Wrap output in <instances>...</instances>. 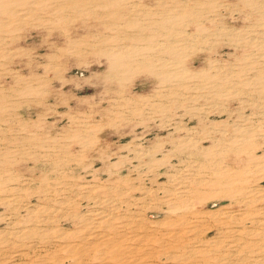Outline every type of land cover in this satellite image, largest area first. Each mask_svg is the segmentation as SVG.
Returning a JSON list of instances; mask_svg holds the SVG:
<instances>
[{"label": "rangeland", "instance_id": "rangeland-1", "mask_svg": "<svg viewBox=\"0 0 264 264\" xmlns=\"http://www.w3.org/2000/svg\"><path fill=\"white\" fill-rule=\"evenodd\" d=\"M34 1L0 16V264H203L191 247L221 253L229 241L212 231L205 240L219 241L199 242L206 224L254 229L243 253L211 264H264V104L251 103L257 85L237 90L210 75L264 68V48L202 44L185 68L210 72L184 79L173 63L184 53L159 46L169 0ZM226 2L176 21V38L198 20L264 26ZM145 57L147 71L136 63Z\"/></svg>", "mask_w": 264, "mask_h": 264}, {"label": "bare ground", "instance_id": "bare-ground-1", "mask_svg": "<svg viewBox=\"0 0 264 264\" xmlns=\"http://www.w3.org/2000/svg\"><path fill=\"white\" fill-rule=\"evenodd\" d=\"M42 1L45 0H35L34 3L36 5H41ZM92 1V0H91ZM22 0H2L0 2V16L2 15H9L11 17H14L13 15H17L19 13L17 7L21 4ZM33 3V4H34ZM164 3V2H163ZM239 3H241L243 6L248 7L250 12H249V17L250 18H262L264 17V0H239ZM173 5V7L171 8H165L166 5H164V10L163 12H165V14H163V17L161 19L162 21V28H164L165 30H167L164 34V39L161 41V43L159 44L160 48L162 51H166L168 52L170 55H173L177 52H181L184 53L185 56H178V60L177 62H173L175 65L174 66H181L180 69L178 68V70H176L178 72V74H181L182 76H184V79L186 78L187 74H191L192 76H198V75H202L205 74L206 72H210V71H200L197 73H193L192 71L190 72L188 69L185 68L186 65V60L185 58L189 57L191 55V53L194 49H201V45L202 44H213L216 40L218 42V40H222L224 39L227 43H235L236 44V48L237 49H242V48H247V46H251V49H263L264 48V26L260 27L259 25V30H255L254 32H252L250 29L245 33V28L244 29H238L237 27H232L230 24H228L227 22H225L224 20H221L218 22L217 27L214 30H210L211 28H213L214 26L212 24V26L208 27V28H204V25L202 26V24L198 23V21H193L190 24H187L183 30H180L177 34L178 37L176 38L175 34L173 31L174 29V23L176 21H178L181 18H185V17H195L197 19H201V8H209L210 10L220 13L221 10L223 11H227L229 9V5H227L226 0H169V2H167V5ZM9 10H3L4 7H6ZM155 8V6H154ZM163 8V7H162ZM152 11V10H151ZM154 11V10H153ZM27 15V14H26ZM223 14H218L217 17L222 16ZM255 16V17H254ZM39 17V16H38ZM37 17V18H38ZM223 17V16H222ZM10 18V17H8ZM212 18V17H211ZM2 18H0L1 20ZM206 20V19H205ZM209 20V19H207ZM5 21V20H4ZM210 21V20H209ZM259 22V21H258ZM2 23L0 22V25ZM160 25V24H158ZM193 25L197 26L196 28L192 27ZM206 25V24H205ZM252 25V24H251ZM255 25V24H253ZM252 25V26H253ZM158 27V26H157ZM202 27V28H201ZM206 27V26H205ZM192 28V29H190ZM247 29V28H246ZM244 33L247 35V38H244ZM250 34V36H249ZM161 40V39H160ZM145 44L141 47L136 46V54L138 57H141L143 55H146V46L148 43L147 38L144 37V39L142 40ZM209 48V47H208ZM217 47H214L212 49H216ZM204 48H202L203 50ZM260 52V51H259ZM251 53V52H250ZM152 55V54H151ZM264 54H262L263 56ZM128 56V55H127ZM175 61L176 57H172ZM246 58V57H244ZM139 60V59H137ZM136 60V61H137ZM244 60V59H243ZM163 62L167 63L170 61L168 58H164L162 59ZM256 61V60H255ZM138 64V66H140L143 70L147 71L148 70V62L146 61V57L141 60V61H137L136 62ZM164 63V65H165ZM241 65V64H240ZM166 66V65H165ZM220 69V68H219ZM217 71V70H216ZM219 71V70H218ZM212 73V71H211ZM212 77L213 76H217L218 81L221 80V82L223 83H227L226 85H231V88H236L237 90H243L244 91V86H249L251 84H255L257 85V90H254L253 93L255 94V96H253L251 103L253 106L260 108L262 107V105L264 104V84L261 83V79L264 76V68H261L260 65H258L257 67L251 66H245V68L239 70V71H234L232 70L231 67H228L225 69V71L223 72H216V73H212L210 74ZM219 82H215L213 85L215 87H220L221 86H216ZM263 86H261V85ZM174 87V86H173ZM223 89H226V87H222ZM181 92V91H180ZM221 91H218L216 93H219ZM225 92V91H224ZM167 94V93H166ZM185 94V93H184ZM249 94V93H248ZM183 95V94H182ZM185 96V95H184ZM173 97V96H172ZM184 98V97H183ZM209 98V97H208ZM175 99V98H173ZM182 100V99H181ZM249 100V99H248ZM215 142V141H214ZM216 143V142H215ZM228 145V144H227ZM3 160V159H2ZM5 161V160H4ZM3 161V162H4ZM228 165V164H227ZM256 166V165H255ZM259 166V165H258ZM252 168V166H251ZM204 173V172H203ZM208 173V172H207ZM195 174V173H194ZM196 177V176H194ZM204 178V177H203ZM200 179H202L200 177ZM192 180V179H189ZM207 180V179H206ZM194 181V180H193ZM201 181V180H200ZM196 182V180H195ZM199 182V181H197ZM203 182V181H201ZM185 184V183H184ZM187 184V183H186ZM198 185V184H197ZM184 188V187H183ZM190 189V185L188 187ZM201 188V187H200ZM260 188V187H259ZM192 189V188H191ZM194 189L190 190L191 192ZM197 190V189H195ZM194 190V192H195ZM254 190V189H253ZM263 190V189H262ZM202 191V189H201ZM204 191V190H203ZM220 191V190H219ZM218 191V192H219ZM198 192V191H197ZM216 192V191H215ZM211 193V192H210ZM223 195H226L227 192H222ZM256 195V194H255ZM200 196V195H199ZM184 197V196H183ZM191 197V196H190ZM43 198V197H42ZM186 198V197H185ZM233 198V197H232ZM44 199V198H43ZM202 200L206 201L208 198H201ZM261 199V198H260ZM191 200V199H190ZM244 200V199H243ZM53 201V200H52ZM189 201V200H188ZM237 202V201H236ZM241 202V199L239 201V204ZM215 203V202H214ZM19 204V203H18ZM48 204V203H47ZM6 205V204H5ZM30 205V204H29ZM176 206V205H175ZM179 206V205H178ZM241 206V205H240ZM243 206V205H242ZM37 207V206H36ZM191 207V206H190ZM51 207H48V209H50ZM31 208H29L30 210ZM28 210V209H27ZM252 212V211H251ZM243 213V212H242ZM30 214V213H29ZM208 215L212 216L213 218L216 217L215 215L217 213L214 212H210L207 213ZM206 214V216H208ZM242 215V214H241ZM16 216V215H15ZM227 216V215H226ZM229 216V215H228ZM30 217V215L28 216ZM33 217V216H32ZM74 217V216H73ZM47 218V216H46ZM61 218V217H60ZM211 218V217H210ZM212 218V219H213ZM220 218V217H219ZM226 218V217H225ZM34 219V217H33ZM32 219V220H33ZM37 219V218H36ZM45 219V218H44ZM238 219V218H237ZM42 220V219H41ZM51 220V219H50ZM49 218L47 219V221H50ZM211 220V219H210ZM259 220V219H258ZM37 221V220H36ZM44 221V220H43ZM42 221V222H43ZM209 222V220H207ZM219 221V220H218ZM221 221V220H220ZM241 221V220H240ZM251 221V220H250ZM263 221V220H262ZM18 222V221H17ZM34 223V222H33ZM37 223V222H36ZM34 223V225L36 224ZM210 223V222H209ZM229 223V221H228ZM252 224L257 225L259 224L256 220H252L251 221ZM38 224V223H37ZM42 224V223H41ZM40 224V225H41ZM261 224V223H260ZM39 225V226H40ZM62 225V224H60ZM205 225V224H204ZM44 226V225H43ZM48 226V225H47ZM33 227V226H32ZM36 229H34V232H36V230H38V226H35ZM202 227V226H201ZM205 227V226H204ZM206 227L208 229L201 231L203 229V227L201 228V232L198 233V239L200 240L199 242H204V243H208V244H212L215 241H219V237L212 239L211 241L209 240H205L207 236L210 235V233L212 231H215L216 235H223L226 234L225 236L227 237V239L229 238V241L226 242L225 246H224V250L219 253L214 251L213 247L211 248V246L208 247H204L203 245H197L194 247H191V250L189 251V255L194 256V255H198L203 254L205 257H202L200 260H197V262L199 263H203V264H211L213 261H219V263L221 261H227V262H231L233 258H236L238 255H240L241 253L244 252V250H246L249 246H251L252 244L250 242L247 241V238L249 236L253 235V230H248V228L243 227V226H238V227H234L231 230L228 228L227 231L225 232L223 227L221 226H215L212 224V226L210 227V225L208 226L206 224ZM210 227V228H209ZM259 227V226H258ZM24 228V227H23ZM27 228V227H26ZM25 228V229H26ZM40 228V227H39ZM46 228V227H45ZM51 228V227H50ZM56 228V227H55ZM60 228V227H57ZM262 228V227H260ZM259 228V229H260ZM22 229V228H21ZM31 229V228H30ZM42 229V228H41ZM48 229V227L46 228ZM62 229V228H61ZM60 229V230H61ZM258 229V228H257ZM256 229V230H257ZM16 230V229H14ZM13 230V231H14ZM33 230V229H32ZM42 231L43 234L48 233L47 231ZM10 231V230H9ZM28 231V229H27ZM26 231V233H27ZM31 231V230H30ZM39 231V230H38ZM195 231V230H194ZM263 231V230H262ZM16 232V231H15ZM18 232V231H17ZM16 232V233H17ZM57 232V231H56ZM61 232V231H60ZM59 232V233H60ZM7 233V232H6ZM50 233H52V231H50ZM48 233V234H50ZM55 233V232H54ZM259 233V231H258ZM13 234V233H12ZM18 234V233H17ZM25 234V233H24ZM53 234V233H52ZM63 234V233H62ZM171 234V233H170ZM15 235V234H14ZM13 235V236H14ZM29 236H31L32 234H28ZM17 236V235H16ZM15 236V237H16ZM27 236V235H26ZM28 236V237H29ZM61 236V235H60ZM65 236V234H64ZM183 237V236H182ZM12 238V237H11ZM10 238V239H11ZM59 238V237H58ZM172 238V237H171ZM193 238V237H192ZM21 238H19L20 240ZM86 239V238H85ZM259 239V238H258ZM257 239V240H258ZM6 240V239H5ZM8 240V239H7ZM33 240V239H32ZM47 240V239H46ZM192 240V239H191ZM194 240V241H197ZM252 240V239H251ZM256 240V239H255ZM252 240V241H255ZM256 240V241H257ZM260 240V239H259ZM14 241V240H13ZM21 241V240H20ZM44 241V240H43ZM189 241V240H188ZM222 241V240H221ZM255 241V242H256ZM17 241H15L16 243ZM26 242V241H25ZM39 241H36V243ZM186 242V241H185ZM224 242V241H223ZM12 243V240H11ZM14 243V242H13ZM20 243V242H19ZM35 243V244H36ZM41 244V242H39ZM62 243V242H61ZM92 243V242H91ZM172 243V242H170ZM174 243V242H173ZM32 244V243H31ZM39 244V245H40ZM51 244V243H50ZM108 244V243H107ZM198 244V243H197ZM219 244V242L217 243ZM222 244V243H220ZM224 244V243H223ZM222 244V245H223ZM221 245V246H222ZM263 245V244H262ZM28 246V245H27ZM70 246V245H69ZM193 246V245H192ZM217 246V245H216ZM260 246V245H259ZM34 247V246H33ZM68 247V246H67ZM76 247V246H75ZM111 247V246H110ZM115 247V246H114ZM187 247V246H186ZM254 247V246H253ZM257 247V246H256ZM251 248V247H250ZM76 249V248H75ZM86 249V248H85ZM120 249V248H119ZM43 250V249H42ZM73 250V249H72ZM82 250V249H81ZM252 250V249H251ZM37 251V250H36ZM109 251V250H108ZM250 251V250H249ZM82 252V251H81ZM116 252V251H115ZM254 252V251H253ZM258 252V251H257ZM17 253V252H16ZM79 253V252H78ZM76 253V254H78ZM104 253V252H103ZM118 253V252H117ZM131 253V252H130ZM173 253V252H172ZM248 253V252H247ZM8 254V253H6ZM10 254V253H9ZM19 254V252L17 253ZM17 254H13L16 256H19ZM26 254V252H25ZM251 254V252L249 253ZM248 254V255H249ZM2 255V254H1ZM36 255V254H35ZM246 255V254H245ZM15 256V257H16ZM25 256V255H24ZM23 256V257H24ZM28 256V254H27ZM80 256V255H79ZM169 259H173V257L171 256V254L169 255ZM13 257V256H12ZM11 257V259H13ZM75 257V256H74ZM83 257V256H82ZM5 258V257H4ZM9 258V256H8ZM19 257H16V259ZM22 258V257H20ZM182 258V257H181ZM3 259V258H2ZM4 260V259H3ZM23 260V259H22ZM83 260V259H82ZM257 260V259H256ZM259 260V259H258ZM2 261V260H1ZM27 261V260H26ZM74 261V260H73ZM9 262V260H8ZM11 262V261H10ZM20 262V261H19ZM22 262V261H21ZM20 262V263H21ZM25 262V259H24ZM28 262V261H27ZM41 262V261H40ZM238 262V261H237ZM7 263V262H6ZM23 263V262H22ZM21 263V264H22ZM29 263V262H28ZM32 262H30L31 264ZM42 263V262H41ZM194 263V262H193ZM222 263V262H221ZM4 264V263H3ZM14 264H16L14 262ZM73 264V263H72ZM191 264V263H189ZM232 264V263H231Z\"/></svg>", "mask_w": 264, "mask_h": 264}]
</instances>
